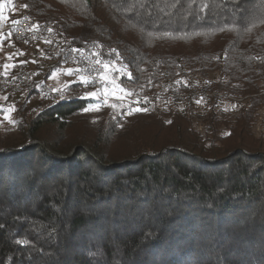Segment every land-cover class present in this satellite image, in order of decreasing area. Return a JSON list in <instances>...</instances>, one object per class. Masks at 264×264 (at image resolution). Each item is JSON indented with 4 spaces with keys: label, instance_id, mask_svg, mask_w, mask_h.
<instances>
[{
    "label": "trees",
    "instance_id": "1",
    "mask_svg": "<svg viewBox=\"0 0 264 264\" xmlns=\"http://www.w3.org/2000/svg\"><path fill=\"white\" fill-rule=\"evenodd\" d=\"M0 4L7 22L22 13L51 23L64 47L93 44L97 59L131 73L109 74L136 92L181 79L249 99L234 118L218 98L201 113L191 101L184 111L171 105L172 123L154 122L182 121L178 133L193 140L157 146L137 119L89 106L88 84L74 81L64 98L25 91L38 96L37 112L23 120L21 143L0 144V264H264V153L210 155L248 129L264 102V0ZM195 114L210 122L204 136L193 130ZM74 123L81 134L68 132Z\"/></svg>",
    "mask_w": 264,
    "mask_h": 264
},
{
    "label": "rangeland",
    "instance_id": "2",
    "mask_svg": "<svg viewBox=\"0 0 264 264\" xmlns=\"http://www.w3.org/2000/svg\"><path fill=\"white\" fill-rule=\"evenodd\" d=\"M18 10V9H17ZM23 16L22 13H18L17 17ZM26 16V15H24ZM8 17L7 14H3L0 11V20H3L4 22L6 21V18ZM31 17V16H30ZM16 18V17H15ZM36 19V18H35ZM37 20V19H36ZM2 22V23H4ZM41 23V22H40ZM0 34L5 37L2 40V43H0V120L3 122L0 123V144H16L17 142L21 143V139L23 137V131L24 129L21 128L23 120L25 118L31 117L36 114L37 109L35 108L38 105V96L37 95H29L27 98V93L26 92H18L15 90L10 89L7 85V81L10 79V77L13 75V67H10L8 70L7 75L4 74V69L3 65L5 63L9 65H25L29 68H33L37 66L38 64L43 63L44 61H47L50 58L49 55H46L45 49L41 42H35V41H30V42H25L20 40L16 36V34L13 33L12 29L6 30V31H1L0 29ZM45 39V35L43 37ZM59 42V38H57ZM44 44V42H43ZM60 44V42H59ZM24 61V63H21ZM54 62L52 66L55 64ZM57 64V63H56ZM57 68H52L50 71H46L44 76L48 73L47 77L45 78L44 76L39 78L37 80L38 83H47L46 85L50 88V91L52 94L59 93L60 96H63V94L67 92H72V83L74 81H79L81 77L84 79H87L84 74L80 75H75L73 73L71 76L68 74L67 69L71 68L74 70V68L69 65L67 62H63L62 64H57L55 65ZM109 78L111 79L112 76L110 74ZM49 79L47 80V78ZM180 83H177V81H172V82H167V83H161L160 86L156 88V90L152 92H136L128 87H125L124 85L116 82L115 84H110L111 87V99L118 101V97H123V99L119 102L116 103V107H112L111 105L113 104H106L101 101H96L94 104L90 103L89 106L93 107V109H101V108H106L111 111L119 112L123 117L127 118L130 122L137 119L138 120V127L141 129V136L145 137L146 141H153L157 139V146H159V143L161 141H170L173 143H180V140L184 143H190L189 140H193V137L189 134H185L183 136L181 133L179 134L177 131V124L181 123L182 121L177 122V124H174L172 126H164V125H158L155 123L156 118H161L165 123L169 124L168 121H171L172 123V114L169 111L175 110V108L171 105L175 104L177 107L181 109V111L185 110V105L186 101L184 102H176L174 100H170L168 97L162 96L161 99H157V93L159 90L167 85H177L178 87H173L174 93L179 92V93H190L193 92L194 90L198 89H206L207 87L209 88L210 91H219L220 93H227V94H232L230 92H222V90H219L217 88H213L210 84H207L206 86L199 87V88H188L186 86H183V84L187 85L188 81L187 80H179ZM196 81L201 82V79L197 77ZM90 86V84H88ZM32 87H30L31 89ZM123 89V91H120V89ZM54 89L56 91H54ZM115 89V95L112 94V90ZM94 90L90 87L89 93L93 92ZM129 93L131 95H129ZM143 95H152L156 97V102L153 101L152 104V113H147V112H132L130 115H125V110L128 109L127 107H121V105H127L128 103H132L134 101L140 100V98ZM44 96V95H43ZM49 96V97H50ZM239 96V95H238ZM6 97V99H5ZM48 97V98H49ZM185 97V95H184ZM215 97V96H212ZM212 97H210L212 99ZM46 98V99H48ZM219 97V108H223L225 112L232 111L235 113L233 115H225V117H232L234 118L237 114V111L239 108H244L243 102L247 101L246 96H239L240 99L235 98L233 101H228L229 99ZM207 100L206 102H210L212 100ZM226 99V100H225ZM200 100V103H196V101ZM249 100V99H248ZM189 101V100H187ZM190 103L193 104V110H196V113H201V110L204 107V101L202 99H196L194 102L191 101ZM19 104V105H18ZM23 104H25L24 107ZM20 108L18 111V107ZM171 106L169 109L166 107ZM14 111H8L7 114L16 121V124L13 125L11 124L7 119H5V111L13 109ZM24 108V109H23ZM30 108H33L31 110L30 116L27 115V112L30 110ZM166 112V113H163ZM134 114H137L136 116H133ZM195 118L193 119V130L199 135H206L208 132H210V129H207V125H210V122L204 120L202 117H199L197 114H195ZM90 118H93L90 116ZM221 118V117H220ZM81 123H74L70 125V127L67 129L69 133H75L76 135L81 134L83 131L82 129H85V127L80 126ZM212 128V127H211ZM52 129L51 127L47 126V128L44 127L42 128V131L40 133L42 136L48 134L47 130ZM223 129L225 130L224 133H228L229 129H227L225 126H223ZM66 130V131H67ZM183 132H185L183 129H181ZM45 137V136H44ZM54 140H58L61 137L56 136L53 137ZM63 143H68V140L66 137H63ZM164 144V143H160ZM226 146V148L224 147ZM236 147H244L251 149L252 151L255 152H263L264 153V102L260 105H258L255 109L254 112V117L252 118L251 121V126L249 128H241L238 133L225 140L223 143V151L220 153H215L211 152L210 155L213 156H218L221 154H224L223 152L225 151H230Z\"/></svg>",
    "mask_w": 264,
    "mask_h": 264
},
{
    "label": "built area",
    "instance_id": "3",
    "mask_svg": "<svg viewBox=\"0 0 264 264\" xmlns=\"http://www.w3.org/2000/svg\"><path fill=\"white\" fill-rule=\"evenodd\" d=\"M13 21H19L18 24H14ZM38 28H33V25H37ZM51 28L52 31L49 32L48 29ZM1 31H6L9 29L13 30V33L16 34L18 38L22 41L30 42H41L43 45L46 55H49V60L44 61L41 64L33 68H29L25 65L16 64L13 67V75L7 81L8 87L12 90L18 92H25L30 89V87H39L43 94H48V97L52 93L50 88L44 83H38L37 80L44 76L45 72L52 66V64L59 59H66L67 63L74 68L75 75L84 74L87 80L90 81V87L94 90H100L97 92V95L100 96V100L103 102L106 99V104H116L118 101L112 100L111 98V85L102 82L99 76V70L102 69V64L97 65L95 62L97 58L94 56L95 53V46L91 43H87L82 47H64L59 44L57 38L56 31L54 26L51 23H40L35 18L30 17L29 15L20 16L12 19L7 25H0ZM45 35V39H43ZM46 41H51V43H47ZM44 42V44H43ZM73 49H82L83 51H73ZM103 63V62H102ZM78 70V71H75ZM171 84V83H168ZM165 85L163 86L159 92L157 93V99H161L162 97V90H170L173 87H178L175 85ZM105 88L109 89V94L105 98L101 95ZM221 95H229V100H234L232 94L227 93H215V91H210L207 87L206 89H198L193 91L192 98H181V99H170L178 102L179 100H189L195 101L196 99H202L206 102V97L215 96L219 99ZM145 98H147V102H144ZM148 100H156V97L152 95H143L140 98V103L135 106H139L142 108H147ZM128 109L125 110V115H128Z\"/></svg>",
    "mask_w": 264,
    "mask_h": 264
},
{
    "label": "snow or ice",
    "instance_id": "4",
    "mask_svg": "<svg viewBox=\"0 0 264 264\" xmlns=\"http://www.w3.org/2000/svg\"><path fill=\"white\" fill-rule=\"evenodd\" d=\"M4 7L3 4H0V10H2ZM26 7V6H25ZM206 7V5H205ZM14 24H18L19 21H13ZM38 24L37 25H33V28H38ZM250 30V29H249ZM49 32L52 31L51 28L48 29ZM5 37H3L2 34H0V43H2V40L4 39ZM47 43H51V41H46ZM73 51H83L82 49H73ZM112 51H115V50H112ZM21 63H24V61H22ZM97 65H101L102 64V69L103 70H99V76L102 80V82L106 83V84H115L116 83V80H115V77H112L111 79L109 78V73H120L121 75H127L129 76V78H131V73L130 72H125L123 70L122 67H116L115 66V62H105V63H102V61L100 59H97L96 62H95ZM16 65H9L7 63H5L3 65V69H4V74L7 75L8 73V70L10 67H15ZM75 71H78V70H75ZM67 72L68 74L71 76L73 73H74V70L69 68L67 69ZM76 83L78 84H88L90 83L89 80L87 79H84L83 77L80 78L79 81H77ZM177 83H180V81H177ZM54 91H56L54 89ZM100 91V90H97V91H93V92H90V93H87L86 97L85 98H89V99H95V100H100V96L97 95V92ZM120 91H123V89L121 88ZM115 92L116 90L113 89L112 90V94L115 95ZM109 94V89L108 88H105L103 90V92L101 93L102 96H104L105 98L107 97V95ZM129 95H131L129 93ZM61 98H64L63 96H61ZM6 99V97H5ZM118 99H123V97H118ZM144 102H147V98H145ZM201 101L198 100L196 101V103H200ZM103 103H106V99L103 101ZM140 103L139 100L137 101H134L132 103H128L127 105H121V107H127L128 108V111H129V114H131L132 112H146L148 111L147 108H142V107H139V106H135L134 105H138ZM112 107H116L117 105L116 104H113L111 105ZM85 110H88V109H85ZM98 110V109H97ZM8 111H14V108L13 109H10V110H7L5 111V119H7L11 124L15 125L16 124V121L14 119H12L8 114L7 112ZM3 121L0 120V123H2ZM168 123H171V121H168ZM16 243H18L19 245H28L30 242L27 240V239H19L16 241Z\"/></svg>",
    "mask_w": 264,
    "mask_h": 264
},
{
    "label": "bare ground",
    "instance_id": "5",
    "mask_svg": "<svg viewBox=\"0 0 264 264\" xmlns=\"http://www.w3.org/2000/svg\"><path fill=\"white\" fill-rule=\"evenodd\" d=\"M38 21V20H37ZM2 22H4L3 20H0V25H7V23L8 22H4V23H2ZM21 40V39H20ZM60 61H65V62H67V60L66 59H59L58 61H56V62H60ZM33 88V87H32ZM37 88H39V87H37ZM215 93H220L219 91H215ZM44 95V97L45 98H48V94H43ZM184 95H185V97H184ZM162 96H165V97H168V98H173V97H175L173 94H170L169 92H166V91H164V90H162ZM192 96H193V92H191L188 96L186 95V94H179V95H177L176 97H175V99H181V98H192ZM221 97L224 99V98H226V99H229V95H221ZM217 97H212V99H216ZM221 98V99H222ZM211 98L210 97H206V101L207 100H210ZM211 99V100H212ZM225 99V100H226ZM96 101H98V100H95V99H93V102H92V104H94ZM217 101V100H216ZM153 102V100H148V103H147V109H148V111H146L147 113H152L153 111V109H152V103ZM178 102H184V100H179ZM128 115H130V114H128Z\"/></svg>",
    "mask_w": 264,
    "mask_h": 264
}]
</instances>
